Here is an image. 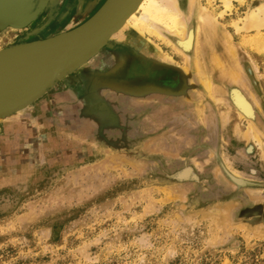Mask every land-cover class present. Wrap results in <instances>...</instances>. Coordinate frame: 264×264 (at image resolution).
Instances as JSON below:
<instances>
[{"label": "rangeland", "instance_id": "rangeland-1", "mask_svg": "<svg viewBox=\"0 0 264 264\" xmlns=\"http://www.w3.org/2000/svg\"><path fill=\"white\" fill-rule=\"evenodd\" d=\"M200 1L224 11L216 21L236 52L230 65L239 82L217 71L208 92L193 69L184 73L189 50L174 54L152 36L172 61L156 58L128 42L125 29L27 108L0 119V264H264V28L246 30L239 20L262 0H232L229 9ZM73 3L63 0L56 17L44 20V9L25 28L0 30V49L33 38L14 39L32 24L36 37L65 29ZM120 65H137L149 79L94 85L95 74L120 75ZM231 88L246 95L253 119L239 115ZM187 166L197 178L175 179Z\"/></svg>", "mask_w": 264, "mask_h": 264}, {"label": "bare ground", "instance_id": "bare-ground-1", "mask_svg": "<svg viewBox=\"0 0 264 264\" xmlns=\"http://www.w3.org/2000/svg\"><path fill=\"white\" fill-rule=\"evenodd\" d=\"M96 1L97 0H76L74 3L75 8L73 18L70 19L72 23H66L65 29L55 31L44 37H33V39L26 40L22 43L13 41L6 47L0 49V52L3 53L4 51L5 53L6 50L9 52L10 49L26 43L39 39H45L77 27L91 17L88 12L96 5ZM213 1L214 0H207V4L210 5ZM221 1L224 4L223 6L227 9L231 7L232 0ZM57 2L58 0H36L35 5L38 3L43 4V9H45L46 7L57 4ZM195 6L199 7V11L197 13L198 24L194 30L192 28L191 14H193ZM185 7L188 8L187 19L183 14V9H186ZM223 13V10L221 12L209 11L207 6L201 4L200 0H140L137 6L127 15V17L115 28L113 32L107 35L103 42L116 38V36L120 35L123 30L127 29V41L136 45L142 51L145 48H151V50H154L155 54H157L156 58L172 61V57L170 55L160 54L159 48L152 45V36L166 44H169L174 54L180 53L182 56H185L187 55L186 51L189 50L191 54L189 62L190 68H184V73L188 75L189 71L193 69V71L190 72L196 74L203 83L205 89L212 93L213 86L211 77L212 74H216L217 71H220L219 74L222 77H227L233 82H239V80H242L241 72L237 66L230 65V61H236V52L230 44L229 37L224 35V32H222L223 30L221 29L222 27H220L218 24L219 22L216 21L217 15L221 16ZM9 19L11 22L16 21L15 18ZM239 20L242 22L243 27L246 28V30L254 29L255 32H258V30L264 28V0L259 1L256 5L250 6L246 10L245 15L242 18H239ZM239 20L233 22V26L237 31L242 29V24L240 25V22H238ZM8 27L12 31L21 29L14 27L13 24H9ZM160 28L165 29L166 32L168 31L175 36V41L171 42L165 38L160 32ZM199 31H201L202 36ZM145 35H149L150 38L147 39ZM121 39L122 37L118 40ZM122 67L123 66L120 65V68L117 70L119 73H122ZM230 96L234 104L237 106L241 117L249 115L252 116V118L254 117V107L249 102L246 95L242 94L240 90L234 88L231 91ZM248 130L252 133L251 138H256L259 144H261L262 139H260L256 128L249 126Z\"/></svg>", "mask_w": 264, "mask_h": 264}, {"label": "water", "instance_id": "water-1", "mask_svg": "<svg viewBox=\"0 0 264 264\" xmlns=\"http://www.w3.org/2000/svg\"><path fill=\"white\" fill-rule=\"evenodd\" d=\"M35 2L0 0V30L8 28L9 24L22 29L35 21L44 10L43 4L38 3L37 6ZM139 2L104 0L91 17L77 27L26 43L9 52H0V119L27 108L69 73L96 56L111 40L103 42L107 35ZM9 18L16 21L11 22ZM232 89H229V95ZM189 176L197 178L193 169L187 166L178 172L175 179H188ZM229 177L239 185L251 184L232 175Z\"/></svg>", "mask_w": 264, "mask_h": 264}, {"label": "flooded vegetation", "instance_id": "flooded-vegetation-1", "mask_svg": "<svg viewBox=\"0 0 264 264\" xmlns=\"http://www.w3.org/2000/svg\"><path fill=\"white\" fill-rule=\"evenodd\" d=\"M75 1L76 0H74V3H75ZM87 1V0H86ZM98 1V0H97ZM96 1V2H97ZM61 2H63V0H58V2H57V5H56V9L54 10V12L52 13V15L50 16V18H53L54 16H56V13H57V10H58V6L61 4ZM73 3V4H74ZM75 5V4H74ZM48 12H49V9H47L46 10V13H45V17H44V20H46L47 19V14H48ZM68 22V21H67ZM66 22V23H67ZM39 23V22H38ZM65 23V24H66ZM33 25L34 24H32L31 25V27L29 28V29H27L26 31H22V32H19L18 34H16V35H14V39H16V40H21V39H25V37L28 35H31V36H34V38H38V37H36L35 35H33L32 34V28H33ZM31 39H33V38H31ZM125 66H126V64H125ZM123 67H124V65H123ZM123 67H122V70H123ZM132 72V73H131ZM101 74H95V78H96V80H94L93 81V83H94V85L96 86V85H98L99 83H104L103 81H101V80H108V81H110V80H113L114 78H125V79H128V80H130V79H133V78H139V79H141V80H147V79H149L148 77H141V70H140V67L139 66H137V65H132V66H130V68H128V71H122V73L120 74V75H118V74H116V73H106V75L104 76V77H102V76H100ZM141 77V78H140ZM157 80H159L160 78H157V77H155ZM154 78V79H155ZM162 80V79H161ZM160 80V81H161ZM101 108H102V106H101Z\"/></svg>", "mask_w": 264, "mask_h": 264}, {"label": "crops", "instance_id": "crops-1", "mask_svg": "<svg viewBox=\"0 0 264 264\" xmlns=\"http://www.w3.org/2000/svg\"><path fill=\"white\" fill-rule=\"evenodd\" d=\"M56 5H57V4H55V5H51V6H49L50 8H49V7H46L47 9H49L48 14L50 13V14H49L50 16H51L52 13L54 12V10H55L54 7H55ZM46 8H45V9H46ZM47 9H46V10H47ZM48 14H47V16L50 17ZM48 17H47V18H48Z\"/></svg>", "mask_w": 264, "mask_h": 264}]
</instances>
